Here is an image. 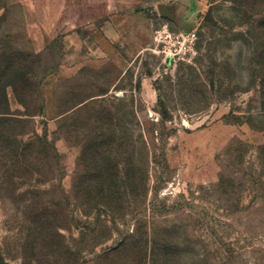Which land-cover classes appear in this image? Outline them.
Instances as JSON below:
<instances>
[{
    "label": "rangeland",
    "instance_id": "374dc122",
    "mask_svg": "<svg viewBox=\"0 0 264 264\" xmlns=\"http://www.w3.org/2000/svg\"><path fill=\"white\" fill-rule=\"evenodd\" d=\"M263 18L253 0H0V54L31 71L10 109H44L17 130L57 152L21 178L0 162V264H264Z\"/></svg>",
    "mask_w": 264,
    "mask_h": 264
},
{
    "label": "trees",
    "instance_id": "16d2710c",
    "mask_svg": "<svg viewBox=\"0 0 264 264\" xmlns=\"http://www.w3.org/2000/svg\"><path fill=\"white\" fill-rule=\"evenodd\" d=\"M253 1L257 5H264V0ZM258 28L260 29V33L256 38V50L257 55L260 57L259 70L261 72L259 95L262 98L261 107L264 111V18L261 20V23L258 24ZM30 74L31 71L27 70L25 68V65L19 64L18 58L15 57L14 54L8 53L4 56L0 54V162H3L4 166H7V163H9L11 165V170H13L15 174H19L17 175L18 177L25 176L27 173L33 170L32 167L29 168L30 166H38V160H44L45 164H48L51 156L54 157V155H57L53 140L47 139L45 130L42 134H38L35 130H32L31 135H29L27 139L21 138L20 136H22L24 132L22 133L17 130V127L26 122L28 118H32L35 115L44 113L43 106L42 108H39L38 112H35L31 111L28 108L29 105H26L24 102H21L23 111L19 113H14L10 109L7 96V88L9 86H12L14 88V86H16L17 84L23 85L24 88L28 87V76ZM28 91L29 89H27V92ZM95 97L96 95L93 94L82 97L80 99L78 98L67 108L64 107V109H62L57 114V116L59 118H62L68 112L79 111L83 107L85 108L87 103L93 100ZM64 128L65 125L63 122V124L59 125V132L64 130ZM93 130L94 129L92 128L89 130V137H93ZM89 141L92 142L91 140ZM89 146H93L91 147V150H94L93 143H91ZM14 182L15 180L12 178L11 173H9L7 184H13ZM1 189L6 192V190L9 189V185L4 186ZM33 209H36L37 216L42 215L46 211L45 207L35 208L33 206ZM34 220L33 221L35 223V226L37 225V227H40L44 231L49 228V226L44 221H41L39 219L38 223L36 221V218Z\"/></svg>",
    "mask_w": 264,
    "mask_h": 264
},
{
    "label": "built area",
    "instance_id": "2783aa9c",
    "mask_svg": "<svg viewBox=\"0 0 264 264\" xmlns=\"http://www.w3.org/2000/svg\"><path fill=\"white\" fill-rule=\"evenodd\" d=\"M163 36L164 39H172L170 33H164V35L160 34V37ZM177 39V42L181 43L182 45L189 46L193 40L195 39V33L194 32H189L186 35L180 34L175 36Z\"/></svg>",
    "mask_w": 264,
    "mask_h": 264
},
{
    "label": "crops",
    "instance_id": "0c3cea01",
    "mask_svg": "<svg viewBox=\"0 0 264 264\" xmlns=\"http://www.w3.org/2000/svg\"><path fill=\"white\" fill-rule=\"evenodd\" d=\"M96 62H97V60L96 59H94Z\"/></svg>",
    "mask_w": 264,
    "mask_h": 264
}]
</instances>
